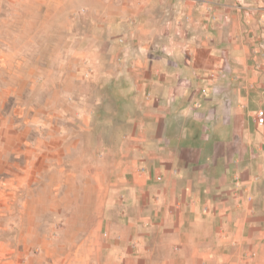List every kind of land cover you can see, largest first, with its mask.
Returning <instances> with one entry per match:
<instances>
[{"label": "crops", "instance_id": "0c3cea01", "mask_svg": "<svg viewBox=\"0 0 264 264\" xmlns=\"http://www.w3.org/2000/svg\"><path fill=\"white\" fill-rule=\"evenodd\" d=\"M94 1L96 16H134L132 0ZM137 1L140 35L150 8ZM152 1L172 18L157 23L162 40L121 37L96 53L120 58L116 78L139 105L108 145L91 123H36L22 96L40 58L0 48V80L13 81L0 96L15 98L0 123V235L7 209L40 223L46 207L78 240L79 264H264V0ZM69 127L92 136L93 169L65 163L79 151Z\"/></svg>", "mask_w": 264, "mask_h": 264}, {"label": "rangeland", "instance_id": "374dc122", "mask_svg": "<svg viewBox=\"0 0 264 264\" xmlns=\"http://www.w3.org/2000/svg\"><path fill=\"white\" fill-rule=\"evenodd\" d=\"M99 2L0 0V48L6 56L34 54L40 58L35 88L22 96L36 123H91L108 145L114 135L126 130L123 126L127 117L136 115L139 105L135 95L125 96L128 84L116 78L122 70L120 58L112 60L108 53L96 57V53L121 37L123 42H118L121 44L140 35L145 41L158 42L163 35L157 23L172 18L159 15L156 1L149 0L150 11L144 8L140 17L148 30L139 35L136 14L141 12L143 4L131 1L134 12L131 19H105L94 14L93 5L97 9ZM235 3V0H214L216 7ZM259 34L264 52V27ZM43 68L49 70L47 75ZM9 84L13 85V81L0 80V89L8 88ZM14 100L12 95L0 96V123L14 119ZM112 123L116 126H111ZM64 130L79 142V151L75 149L65 163L70 168L93 169L94 146L92 136L85 132L87 129ZM46 162L45 159L38 161L39 166ZM42 182L36 186H45ZM38 211L41 222L30 223L28 216H23L22 222L18 220L19 208L7 209L5 235H0L3 238L0 239V264H79L78 240L62 239V229L54 224L57 219L51 216L50 210L44 207ZM76 211V208L70 209L71 234L78 233L82 227L77 222ZM91 263L89 259L86 264Z\"/></svg>", "mask_w": 264, "mask_h": 264}, {"label": "built area", "instance_id": "2783aa9c", "mask_svg": "<svg viewBox=\"0 0 264 264\" xmlns=\"http://www.w3.org/2000/svg\"><path fill=\"white\" fill-rule=\"evenodd\" d=\"M258 122L261 124L264 123V113L262 111L258 113Z\"/></svg>", "mask_w": 264, "mask_h": 264}]
</instances>
